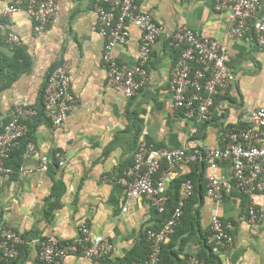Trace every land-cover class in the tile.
Returning a JSON list of instances; mask_svg holds the SVG:
<instances>
[{
    "label": "crops",
    "instance_id": "1",
    "mask_svg": "<svg viewBox=\"0 0 264 264\" xmlns=\"http://www.w3.org/2000/svg\"><path fill=\"white\" fill-rule=\"evenodd\" d=\"M10 2L0 0V10ZM140 7L151 12L167 33L188 25L223 42L236 81L225 95L217 97L212 119L199 124L193 133L192 123L172 98L171 71L179 52L166 36L153 47L148 81L135 96L125 97L106 84V38L97 24L94 0H62L58 20L42 32L35 30V21L25 10L5 19L7 29L17 33L21 44L28 48L33 66L0 92V122L9 120L13 110L22 104L35 106L40 113L33 120L36 128L29 134L38 152L23 156L16 168L21 169L14 174L0 175V228L17 229L25 238L19 256L0 264H43L40 240L50 236L76 238L83 223L92 234L112 240L113 255L99 260L70 255L62 264H113L125 258L142 234L157 226L156 209L150 201L144 196L128 199L119 183L134 161L138 137L156 147L219 146L233 126L247 124L245 117L251 109L264 107V47L254 32L229 38V12L216 9L215 0H141ZM258 15L264 17V0ZM128 29L127 42L117 44L113 54L120 62L133 65L138 61L142 32L132 22H128ZM61 60L71 64L72 92L77 103L65 126L57 128L43 114L42 92L51 68ZM58 151L64 154L65 165L58 172H39L40 156L46 154L52 161ZM191 170L189 163L171 169L166 179L167 192L173 181ZM232 174L229 162L206 165L205 190L196 202L198 230L185 244L181 256H197L203 239L211 234L212 217L218 214L234 226L232 241L219 253L223 264H264V217L260 222L249 219L252 205L264 214V193H242L231 184L221 202L207 194L210 176L231 179L232 183ZM59 179L66 188L63 205L47 221L46 201Z\"/></svg>",
    "mask_w": 264,
    "mask_h": 264
},
{
    "label": "built area",
    "instance_id": "2",
    "mask_svg": "<svg viewBox=\"0 0 264 264\" xmlns=\"http://www.w3.org/2000/svg\"><path fill=\"white\" fill-rule=\"evenodd\" d=\"M62 0H11L0 10V28L7 32L11 45L22 43L21 37L7 29L5 19L16 12L25 10L35 21V30L42 32L58 20ZM141 0H94L98 15L97 24L106 38L104 64L106 84L125 97L135 96L149 79L148 66L153 47L162 36L179 50V58L171 71V93L174 104L183 110L184 116L192 123L191 131L196 133L198 125L212 119V108L218 96L225 95L237 76L230 64L227 46L217 38L204 35L198 29L182 25L176 31L167 33L165 26L153 14L140 7ZM261 0H215V8L227 10L231 18L228 37L256 34L258 43L264 47V17L258 15ZM4 20V21H3ZM128 22L141 32L138 61L133 64L120 62L113 54L117 44H124L129 38ZM71 64L67 60L58 62L49 72L44 89V110L53 126H65L69 112L77 103L72 92ZM38 114L36 107L22 104L13 110L11 117L0 130V175L10 176L19 169L7 164V159L20 139L26 138L29 126L22 122L23 115ZM245 126H233L219 146L200 144L193 149L185 147H156L146 139H140L134 150V161L120 176L119 183L130 198L146 197L160 213L165 212L169 201L166 179L171 169L181 163H195L205 159L211 166L229 162L232 167L234 186L247 194L264 193V107L251 109L245 117ZM23 156L38 152L36 143L26 139ZM59 165H65V156L55 154ZM50 157L40 156L39 172H48ZM30 170H24L29 172ZM231 179L215 176L208 179L207 194L221 202L225 191L231 187ZM194 183L184 180L180 186L179 205L173 216L160 230L149 229L151 253L146 264H159L164 243L175 232L183 215L186 201L192 196ZM126 209V208H125ZM261 209L252 205L249 219L263 220ZM231 222H225L215 214L211 221L208 243L214 253H221L233 239ZM25 243L23 233L11 227L0 228V262L10 261L19 256L20 247ZM114 243L102 234H92L85 223L78 228V236L61 240L50 236L40 240L39 257L43 264H62L70 256H83L99 260L114 253ZM130 264H139L134 261ZM187 264H202L197 257H191Z\"/></svg>",
    "mask_w": 264,
    "mask_h": 264
},
{
    "label": "trees",
    "instance_id": "3",
    "mask_svg": "<svg viewBox=\"0 0 264 264\" xmlns=\"http://www.w3.org/2000/svg\"><path fill=\"white\" fill-rule=\"evenodd\" d=\"M4 21V20H3ZM177 50V49H176ZM179 52V50H178ZM33 66V57L28 51V48L23 44L11 45L7 40V32L0 28V92L11 87L13 83L19 79L25 73H28ZM52 69V68H51ZM49 75V74H48ZM48 78V77H47ZM47 81L45 83V86ZM44 86V89H45ZM44 89L42 92L43 101H42V110L45 116L44 110ZM35 107V106H32ZM38 111V110H37ZM40 113L38 111L37 115L29 116L21 118L22 122H25L29 126V133L26 138H22L15 145L11 152V156L7 159V164L11 165L15 168L20 167V162L23 157V152L25 150L27 138H29V134L34 128H36L37 123L33 122ZM48 117V116H47ZM51 121V119L48 117ZM0 122V130L3 127V124L6 123ZM209 122V121H208ZM206 123V122H205ZM132 128V125L130 126ZM140 137L137 139V145L140 141ZM21 143V144H20ZM20 145V148L19 146ZM137 147V146H136ZM207 161L202 159L198 162L191 163L192 170L183 178L177 179L173 181L171 187L168 190L169 201L166 206L165 212L160 213L156 209V225L152 226L150 229L160 230L162 225L170 220L173 216L177 206L179 205V197H180V186L184 180L191 179L194 183V191L192 196L186 201V204L183 208V215L181 217L180 223L176 226L175 232L172 234L170 241L166 242L162 246L161 250V259L159 264H187L189 257L181 256L183 252V248L188 240L196 234L199 225V217L196 207V202L200 197L199 194L204 192L205 190V177L204 172L207 165ZM59 161L56 158L55 154L53 155V160L50 162V171L58 172L60 169ZM207 181V180H206ZM234 184V181H232ZM208 186V184H207ZM206 186V190H207ZM65 184L63 180L59 179L55 182L53 191L49 198L46 201L45 205V218L49 221L54 217L55 212L60 209L63 205L62 198L65 194ZM244 193V192H242ZM149 230V229H148ZM148 230H146L141 239H139L138 244L134 247V249L123 259H119L115 261L113 264H130L134 261L139 264H146V261L151 253V241L148 238ZM177 244L179 246H177ZM23 245H21L22 247ZM20 247V248H21ZM199 260L202 261V264H223L220 256L213 252L211 245L208 243V236H206L201 245V250L197 254ZM101 258V259H106ZM3 262V261H1ZM0 262V263H1Z\"/></svg>",
    "mask_w": 264,
    "mask_h": 264
}]
</instances>
